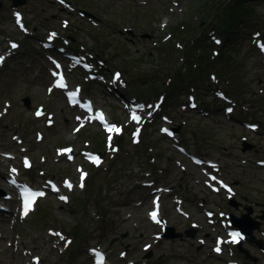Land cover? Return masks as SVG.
<instances>
[{
  "label": "rangeland",
  "instance_id": "1",
  "mask_svg": "<svg viewBox=\"0 0 264 264\" xmlns=\"http://www.w3.org/2000/svg\"><path fill=\"white\" fill-rule=\"evenodd\" d=\"M1 1L0 55L7 53L3 48L8 49L9 40L22 41L21 49L0 64V113H4L0 116V189L6 190L12 169L20 170L27 182L53 177L60 182L69 180L73 189L64 187L61 196L67 201L49 194L26 220L15 224L11 220L15 222L16 217L11 216L0 238V264L6 249L21 254L22 260L15 264H35V257L40 264H92L88 252L92 246L105 249L112 264H226L228 260L264 264V251L257 242L242 245L251 258L241 251L230 259V254L213 256L214 229L200 208L204 203L208 209L240 217L251 207L255 218L264 215V169L257 164L264 159V55L256 46L257 39H264V0H248L257 15L236 19L231 39L220 31L215 19L219 0H26L17 9L10 0ZM17 12L31 31L26 37L17 28ZM50 30L59 32L67 43H73V49L97 64L100 76L109 77L95 81L87 77L85 81L70 72L73 87L83 85L84 93H91L97 106L105 108L112 123L122 129V133H111V147L109 133L83 122V115L67 108L61 94H48L53 87L48 75L51 66L40 42ZM204 32V47L211 50L208 62L203 58L195 61L197 68L186 60V49ZM257 34L260 38L256 39ZM212 35L223 37L224 44H216ZM226 52L232 57L228 61L223 59ZM179 69L186 75L185 81L173 97L170 92ZM119 72L122 79L116 78ZM110 83L119 84L129 99L147 103L139 111L143 117L139 125L131 120L126 102L110 96ZM138 88L144 93L137 92ZM219 92L226 101L222 102ZM190 95L205 113L190 107ZM25 99H29V107ZM164 99L161 116L150 119ZM38 107L45 110L40 120L34 117ZM227 108L234 109L231 116ZM49 116L52 126L47 124ZM76 120L80 127L85 125L78 132ZM245 121L256 122L260 130H246ZM164 127L180 128L178 138L190 152L220 163L224 184L237 191L231 199L236 205L230 204L228 195H214L199 183L206 177L164 137ZM137 130L138 136L134 135ZM66 146L72 147V159L58 154ZM85 151L100 154L102 163L86 164ZM24 159L33 162V173L22 168ZM153 163L159 169L157 178ZM215 167L212 163V169ZM80 169L89 172L83 188L79 186ZM148 174L159 186L171 189V198H182L183 208L191 214V219L180 217L172 199V208L163 206L168 225L176 235L181 234L178 238H153L162 229L148 218L151 191L141 186L151 181ZM218 175L215 172L218 180L214 184L220 180ZM9 204L14 211L16 202ZM190 229L195 230L193 237L186 234ZM52 232L73 238V244L65 247ZM262 232L264 219L261 231L254 232L256 241L264 246ZM120 252L126 257L121 259Z\"/></svg>",
  "mask_w": 264,
  "mask_h": 264
},
{
  "label": "snow or ice",
  "instance_id": "2",
  "mask_svg": "<svg viewBox=\"0 0 264 264\" xmlns=\"http://www.w3.org/2000/svg\"><path fill=\"white\" fill-rule=\"evenodd\" d=\"M61 3H64V0H60ZM15 17H16V23L17 25L22 29L24 30V25L22 23V17L20 15V13H15ZM65 26H66V22H65ZM259 34H257L258 36ZM56 36V33H51L50 36H49V39H52L53 37ZM216 43H220L218 40L216 41ZM46 47L48 45H45ZM11 49H16L18 48L19 46L15 43H11L10 45ZM258 47L260 48V50L262 52H264V43H258ZM5 60V57L0 55V64H3ZM77 63H79V61H77ZM88 67V66H86ZM56 68L59 69L60 68V65L57 63L56 64ZM52 75L53 76H56V77H59V79L57 80V82L55 83V87L57 88H60V89H67L68 85L67 83L65 82L64 80V77L62 75V73H58V72H52ZM116 78L119 79V74L117 73L116 74ZM49 91L51 92L52 89L50 88ZM79 95V89L75 90V91H69L67 92V96L69 98V102L72 103V104H78L79 103V100L77 99ZM84 107L87 108L88 111H92V106H91V103L88 102L86 105H82ZM194 106V105H193ZM142 107V106H141ZM7 111V106L5 107V112ZM229 112L232 111L231 108L228 109ZM43 113L42 111L38 110L35 115L37 117L41 116ZM4 115V113H0V116ZM131 120H133L134 122H136L137 124H139L141 122V118L137 115V113L135 111H133L131 113ZM78 119H80L78 117ZM91 119H97L99 120L100 122H102L105 126V129L106 131L109 133V146L111 147V139H112V136H111V133H122V129H120L119 127H117L116 125H108L105 118H104V115L103 113H98L95 117H89V120ZM166 119V118H165ZM49 125H51L52 121L51 119L49 118ZM81 127H83V125H81ZM253 128H255V126H252ZM80 129H76V131H79ZM162 132L168 134V135H172V133L168 130V129H162L161 130ZM136 136L139 135V130H137V132L134 134ZM15 139V137H14ZM113 150H116V149H113ZM71 152L72 150L71 149H65V150H60L58 152V154L60 155H64L65 153H68V159H72V155H71ZM86 155V159H89L92 163L96 164V165H99L100 163H102V160L100 159V157L98 156H93L92 154H85ZM197 163H202L201 161H197ZM25 166L26 167H30V163L27 161V159H25ZM13 172H16L15 169H12ZM81 172V182H80V187L83 188L84 187V183H83V180L84 178L86 177V173L83 172L82 169L79 170ZM212 180H216V177H211ZM11 183L13 185L16 184V180L15 179H12L11 180ZM221 183V186L226 188L229 192H231V189L228 188L227 185H224L223 182H220ZM65 187L71 189L73 186L70 182H65ZM52 190L53 191H59L58 188H56L55 185H52ZM215 191H219L220 189H214ZM45 193L42 192V191H32L31 189H28V188H25V191L22 193V200H23V216H27L29 214V212L31 210H33V206L35 204V201L38 197H42L44 196ZM61 200L63 201H67V197L65 196H61L60 197ZM154 204L157 205V208H158V198L156 200H154ZM211 215V214H209ZM150 218L157 224H160L161 223V220L158 218V213L157 211H153L152 213H150ZM52 235H55V236H59L61 239H65L60 233H52ZM231 236H232V241L231 242H234V243H238L240 239H243V237L241 236L240 233L238 232H232L231 233ZM71 243V241H66L65 242V247H67L69 244ZM222 243V241L220 242ZM94 256L96 257L97 259V264H103V261H104V256L102 253H100L98 250H95V249H92L90 250ZM216 252H220L221 249L219 246H217V248L215 249ZM123 255V254H122ZM35 264H40L39 262V257H36L35 258Z\"/></svg>",
  "mask_w": 264,
  "mask_h": 264
},
{
  "label": "trees",
  "instance_id": "3",
  "mask_svg": "<svg viewBox=\"0 0 264 264\" xmlns=\"http://www.w3.org/2000/svg\"><path fill=\"white\" fill-rule=\"evenodd\" d=\"M216 1V0H211ZM219 8L218 5L216 7L215 12V19L218 20L217 24L220 25V31L229 37L230 39L235 36L234 28L232 25L235 23L236 19H247L251 18L253 16H256L257 14L254 12V8L249 4L248 0H219ZM207 23V22H206ZM186 24L182 25L185 26ZM181 26V27H182ZM188 26V25H187ZM186 26V28H187ZM178 28V27H177ZM176 28V29H177ZM189 28V27H188ZM177 31V30H176ZM180 31V34H183L184 31ZM205 38H206V32L204 34L195 39L192 40V46H190V49L187 50V58L189 64L192 62L196 64V67L198 68L196 60H199L201 58L205 59L208 62V54L211 50V47L205 48ZM162 49V48H161ZM207 49V50H204ZM232 51V50H231ZM164 58V57H163ZM231 59L230 52H226V57H223L224 61H228V59ZM229 59V60H230ZM196 68V69H197ZM194 73H198L200 76L203 74V72H198L196 70L193 71ZM185 74L183 73L182 69L177 70V76L174 78L175 85L173 86L170 94L176 95L177 91L182 87L181 84H184L185 81ZM127 79V78H126ZM148 82V81H146ZM128 84V83H127ZM172 87V86H170ZM140 89V92L144 93L141 88H138L136 91L138 92ZM169 92V90H168ZM138 98V96L136 95ZM104 146V144H102Z\"/></svg>",
  "mask_w": 264,
  "mask_h": 264
},
{
  "label": "water",
  "instance_id": "4",
  "mask_svg": "<svg viewBox=\"0 0 264 264\" xmlns=\"http://www.w3.org/2000/svg\"><path fill=\"white\" fill-rule=\"evenodd\" d=\"M13 3L14 7H18V6H22L25 5L26 0H10ZM3 8V3L0 0V11ZM25 104L27 107H29V99H25ZM175 131H179L178 129H174ZM246 149L249 148L248 145L245 144ZM236 205V203H233ZM253 209L252 208H248L247 209V213L243 214L241 217H236V216H232V220L235 226H237L239 229H241V231L249 236H251V241H255L254 237H253V232L256 229H260L261 226V222L259 220H255L253 217ZM260 219H264V216L260 217ZM187 235L189 236H194V230H190L187 231ZM181 234H175L174 233V228L170 227L169 228V233L166 235L167 238H178L180 237ZM260 248L263 247L262 243H259ZM248 258H251L250 254L248 251L242 250ZM252 260L257 262V258H252Z\"/></svg>",
  "mask_w": 264,
  "mask_h": 264
},
{
  "label": "bare ground",
  "instance_id": "5",
  "mask_svg": "<svg viewBox=\"0 0 264 264\" xmlns=\"http://www.w3.org/2000/svg\"><path fill=\"white\" fill-rule=\"evenodd\" d=\"M105 71H107V70H105ZM123 94L125 95L126 93H123ZM6 226L7 225L5 224V222L0 221V229H5ZM0 246H1V244H0ZM5 254H6V258H5V261H4L3 264H15V263L20 262L22 260V257H21L20 253H18L16 255L15 254L13 255V254L10 253L9 250L6 249L5 250Z\"/></svg>",
  "mask_w": 264,
  "mask_h": 264
}]
</instances>
